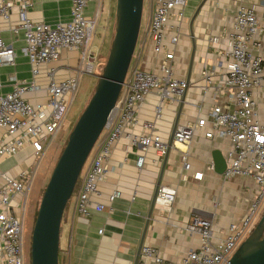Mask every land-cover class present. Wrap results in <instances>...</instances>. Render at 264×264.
<instances>
[{"label": "crops", "instance_id": "obj_1", "mask_svg": "<svg viewBox=\"0 0 264 264\" xmlns=\"http://www.w3.org/2000/svg\"><path fill=\"white\" fill-rule=\"evenodd\" d=\"M144 4H147L145 18ZM240 5L253 7L258 20L264 22V0H187L181 18L176 10L171 12L162 48L156 51L147 32L153 0H143L141 26L128 70L139 68L160 74L159 66L165 53L171 51L173 76L188 80L182 107L179 112L181 98L168 99L160 116L155 118L156 92L151 91L146 96L137 112L138 122L127 127L114 143L104 164L105 175L99 183L98 194L91 197L93 203L103 204L104 209L93 210L90 216L84 217L75 210V196L68 201L60 228L59 245L63 253H59V264H134L141 241L142 246L155 247L168 264H182L185 254L198 249L201 243L199 235L187 228L192 216L211 219L214 241L227 235L230 223L240 221L257 185L249 177L225 179L222 173L215 171L212 151L218 150L225 159L230 142L217 135L206 137L204 131L211 128L208 123L195 132L189 143L173 141L164 164L165 153L159 155L153 147L144 151L126 137L127 133H142V122L153 120L154 132L168 142L178 126L196 124L213 106L225 109L233 105L230 96L233 89L225 84L229 63L227 38L231 20ZM70 6L71 0H33L28 17L47 24L66 22L70 19ZM114 11L115 0H91L85 8L86 17L98 14L102 54L113 36ZM17 22V6L12 5L9 18L0 17L1 37L15 52L12 65H0V92H9L15 81H33L36 89L28 90L23 97L32 104L44 103L52 77L59 82L75 75L80 64L79 52L63 49L58 60L40 65L34 74L23 52L22 32L14 34L11 30ZM172 36H177L175 42H171ZM212 36H218V41L211 42ZM91 45L93 50L97 49L92 41ZM250 47L256 52L252 43ZM100 64L98 58L96 71ZM95 77V73L82 75L80 85L85 84L82 88L86 89ZM256 97L259 119L264 121V89H259ZM10 138L0 128V144ZM140 155L144 163L138 168L136 160ZM184 161L188 162V169H184ZM33 164L32 150L26 147L13 156L0 158V172L17 176ZM195 173H200L201 177H194ZM157 180L159 186L174 189L175 198L168 206L155 203L148 218ZM114 190L120 195L109 200ZM140 257L139 252L137 262ZM146 264L154 263L148 259Z\"/></svg>", "mask_w": 264, "mask_h": 264}, {"label": "built area", "instance_id": "obj_2", "mask_svg": "<svg viewBox=\"0 0 264 264\" xmlns=\"http://www.w3.org/2000/svg\"><path fill=\"white\" fill-rule=\"evenodd\" d=\"M90 1L71 0L70 19L47 24L28 17L33 0H0V17L3 19L9 18L12 5L17 6L18 22L11 30L14 34H23V52L33 67L32 73L36 74L40 65L58 60L63 49L78 50L80 59L74 76L59 82L51 78L47 87L48 99L44 103L32 104L23 97L28 90L36 89L33 81H15L9 92H0V128L11 136L0 144V158L13 156L26 147L31 148L34 157L33 166L17 176L0 172V264H28L23 229L29 189L40 161L62 128L81 76L96 72L99 54L92 49L91 41L98 14L86 17L85 8ZM186 3L187 0H153L147 32L156 51L162 48L171 12L176 10L177 16L181 18ZM170 40L175 42L177 36H172ZM210 41L217 42L218 36H212ZM250 43L256 52L252 51ZM227 45L229 63L225 84L233 89L230 94L233 105L225 109L215 105L196 124L178 126L174 130L173 141L178 144L189 143L195 132L208 123L211 128L204 131L206 137L217 135L230 142V148L225 152L226 166L222 176L225 179L249 177L257 185V190L240 221L230 223L227 235L219 240H213L210 218L192 216L187 228L199 235L201 243L198 249H191L185 254L182 264L227 263L264 212V121L259 119L256 97V92L264 89V22L258 20L253 7L240 5L237 8L231 20ZM14 57L12 46L0 34V65H12ZM172 57L171 51L165 53L159 66L160 74L139 68L127 71L119 97L82 167L73 193L75 210L81 216L88 217L93 210L104 209L103 204L93 203L91 197L98 194L99 183L105 175L104 164L114 143L127 127L138 122L137 112L146 96L151 91L156 92L158 102L155 118H158L168 99L181 98L184 94L188 83L185 79L173 76L170 64ZM50 75L53 76L52 70ZM142 127L144 131L138 135L127 133L130 143L144 151L153 147L159 155L164 154L167 142L154 132V121L146 120L142 122ZM143 163L144 157L138 156L136 166L141 168ZM183 167L188 169V162L184 161ZM194 177H201V174L195 173ZM119 195L120 192L114 190L109 200ZM174 198V189L159 186L155 203L168 206ZM140 253L137 264H146L148 259L154 264H168L155 247L143 245Z\"/></svg>", "mask_w": 264, "mask_h": 264}, {"label": "water", "instance_id": "obj_3", "mask_svg": "<svg viewBox=\"0 0 264 264\" xmlns=\"http://www.w3.org/2000/svg\"><path fill=\"white\" fill-rule=\"evenodd\" d=\"M142 13L143 0H115L114 32L106 61L101 72L95 74L97 81L93 92L75 120L45 185L32 226L29 264H58L60 228L65 207L119 97L136 47ZM183 99L184 95L181 96L179 112ZM175 128L176 125L173 130ZM173 133L167 142L163 164L173 142ZM211 154L215 171L223 173L226 161L222 154L218 150H213ZM159 184L157 180L148 218ZM142 243L138 246L134 264ZM225 264H264V212Z\"/></svg>", "mask_w": 264, "mask_h": 264}, {"label": "rangeland", "instance_id": "obj_4", "mask_svg": "<svg viewBox=\"0 0 264 264\" xmlns=\"http://www.w3.org/2000/svg\"><path fill=\"white\" fill-rule=\"evenodd\" d=\"M145 2H146V0H145ZM146 9H147V4H144V18L146 15ZM96 29H98L97 26H96ZM96 29L94 31L92 44L94 46H97V49H95V50H97L98 54L100 55L101 48L99 47L100 46L99 44H100V39H101L102 33H101L100 29H98V31H96ZM92 48H93V46H92ZM102 52H103V54L101 53V56H102L101 58H103V60H104V63H103V65H104L108 52L106 49H104ZM96 81H97V79L95 77L94 79H92V81L89 83V85L86 84L87 87H86V89L83 90V92H82L81 88L85 84H81V85L79 84L75 99L73 101V104L71 105V108L67 112L65 119L63 121L62 128L58 134V136L59 135L60 136H59V138L57 136L56 140L50 145L49 149L45 153L44 157L40 161L39 166L37 168V171H36V174L34 177V181L31 185L29 192H28V195H27V204H26V210H25V215H24V229H23V232H24V251H25V256H26L27 262H28V253L27 252H28L29 235H30V230L33 226L34 212L37 209L39 202H40V199H41V196L43 194V192L41 194L42 187L44 186V188H45V185L48 181L51 170H52L61 150L63 149V147L66 143L67 136H68L75 120L77 119L78 115L80 114V112L84 108L85 104L87 103L89 97L91 96ZM78 182H79V180H77V183ZM77 183H76V187H77ZM76 187H75V189H76ZM75 189H74V192H75ZM73 195H72V197H73ZM261 213H262V210L260 211L259 215H261ZM62 248H60V245H59V253L61 252V254L63 253ZM28 264H29V262H28ZM58 264H59V261H58ZM61 264H63V263H61Z\"/></svg>", "mask_w": 264, "mask_h": 264}, {"label": "trees", "instance_id": "obj_5", "mask_svg": "<svg viewBox=\"0 0 264 264\" xmlns=\"http://www.w3.org/2000/svg\"><path fill=\"white\" fill-rule=\"evenodd\" d=\"M111 38H112V36H111ZM109 45H110V43H109ZM108 49H109V46H108V48H107V52H108ZM106 52V53H107ZM106 56V55H105ZM102 56H99V60H100V62H101V64H100V66L98 67V69H97V71L95 72V74H98L100 71H101V67H102V65H103V63H104V60H103V58H101ZM85 89V88H84ZM83 88H82V92H83V90H84ZM44 191V186L42 187V190H41V194H42V192ZM37 209H38V207H37ZM37 209L35 210V212H34V216H33V223H34V221H35V218H36V214H37ZM31 230H32V228H31ZM31 230H30V235H29V243H28V262L30 263V238H31ZM58 256H59V253H58ZM59 261V260H58Z\"/></svg>", "mask_w": 264, "mask_h": 264}]
</instances>
